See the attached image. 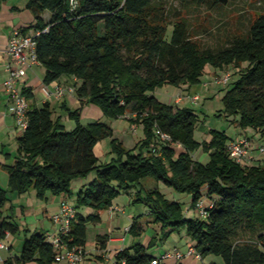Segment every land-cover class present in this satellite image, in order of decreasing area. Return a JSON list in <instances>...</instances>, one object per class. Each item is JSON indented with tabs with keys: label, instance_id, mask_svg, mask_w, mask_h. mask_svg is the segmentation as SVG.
I'll list each match as a JSON object with an SVG mask.
<instances>
[{
	"label": "trees",
	"instance_id": "16d2710c",
	"mask_svg": "<svg viewBox=\"0 0 264 264\" xmlns=\"http://www.w3.org/2000/svg\"><path fill=\"white\" fill-rule=\"evenodd\" d=\"M189 2L216 6L228 0H183V4ZM162 6L163 0H28L26 7L34 22L21 32L41 31L35 52L45 69L42 81L49 84L64 75L75 77L79 105L64 106L74 121L70 130L61 116H53L50 103L28 105L27 126L17 137L14 163L4 166L9 179L7 189L0 187V240L5 231L14 234L19 229L2 212L8 191L22 194L34 189L39 198L46 192L71 194L72 183L95 170L96 177L77 190L73 205L76 211L86 206L93 212L76 213L61 236L67 246L84 247L87 223L99 222V211L109 209L116 196L151 177L190 194L194 211L198 202L205 205L204 217L187 218L179 202L157 189L140 196L139 189L135 200L148 206L147 222L159 224L165 236L184 230L200 258L216 255L223 264H264V164L234 161L227 151L225 131L212 129L209 141L197 142L194 108L165 103L154 95L165 84L198 83L207 65L234 67L237 78L221 98V111L238 116L241 128L264 135V14L256 17L246 33L210 48L193 39L182 13H175L171 20ZM45 10L50 12L47 20L41 15ZM21 93L26 99L33 96L30 89ZM90 104L108 118L128 116L130 123L142 126L143 137L127 148L112 136L107 123H81L82 109ZM155 129L171 140L160 141ZM107 137L112 157L100 163L94 146ZM175 145L183 150L177 152ZM200 146L209 153L206 163L191 156ZM203 189L207 200H203ZM143 230L139 218H132L127 232L140 236ZM96 239L107 241L108 236ZM149 248L150 244L133 242L115 253L114 262L151 264L155 256ZM55 254L46 234L34 231L23 238L20 254L3 264L32 260L52 264Z\"/></svg>",
	"mask_w": 264,
	"mask_h": 264
},
{
	"label": "rangeland",
	"instance_id": "374dc122",
	"mask_svg": "<svg viewBox=\"0 0 264 264\" xmlns=\"http://www.w3.org/2000/svg\"><path fill=\"white\" fill-rule=\"evenodd\" d=\"M162 9L168 14L171 20L174 19L175 13H182L189 24L193 39L200 42L204 47L217 48L227 44L232 36L247 32L256 17L260 14H264V0H228V3L216 6H209L206 4L200 5L196 2L183 4V0H163ZM170 31L171 26L169 27L168 35ZM235 72L236 68L234 67L230 68L226 66L221 69L207 65L198 83L191 86L187 84L179 86L165 84L162 87L156 88L154 90V95L162 102L172 104L180 103L179 105L181 106H184L185 103H189L191 106V97L194 95L198 96V101L193 104L192 107L197 114L193 138L199 143L209 141L211 138L210 131L215 129L225 131L229 137L228 142L232 139L248 136L251 141L253 138L254 141H252V143L264 145V135L254 132L251 128H241L236 123L238 116L227 115L221 111L223 108L221 98L227 89L232 86L233 80L237 78V73ZM226 73L230 74L229 82L226 84L218 83L217 80L222 78ZM178 96H181L182 100L180 102H175ZM95 120L107 123L113 130L112 136L118 138V140H123L127 148H133L137 141L143 137L142 126L130 123L128 116L108 118L104 115H100V117L93 119H87L85 117L82 119V123L86 124L88 122H94ZM64 124L67 130L74 127V121L68 118L64 119ZM175 147L177 152L183 150L180 145H175ZM94 151L100 163L109 162L112 157V154L109 153L110 137L100 139L94 146ZM261 153V159H258V161L264 164V152ZM191 156L194 160L202 163H206L209 160V153L204 150L202 146L193 150ZM245 160L243 161L247 162ZM95 177L96 171L92 170L86 177L78 178L76 181H84L86 182L85 184H87ZM139 189L143 190L140 196L144 195L145 190L157 189L164 194L165 198L179 202L187 218L198 217V213L190 208V194L175 191L161 181H157L151 177H145L138 184L131 186L127 192H121L112 202L113 206L111 207L119 206L124 209V212L115 215V220L119 219L120 225L116 230L119 234H125L127 236V245H131L132 242L136 241H141L145 245L150 244V252L157 255V257L163 256L165 250H172L176 244H180L182 248L181 251H185L187 241L190 240V238L186 235L184 230L169 233L165 236V231H161L159 224L147 222L149 219L148 206L144 201L135 200V197L139 196ZM202 193L203 200H207L205 195L206 190L203 189ZM67 197H69L71 203H75L73 195H68ZM87 208L86 206H79L77 212L87 215L89 214ZM107 210L108 209L102 210L104 218L107 216ZM134 217H138L139 221L144 226V230L140 236H134L132 233L126 231V228L131 224L132 218ZM107 230L108 226H106L105 221L88 222L86 236V243L88 246L92 247L94 245L97 234L104 236L107 234ZM57 233L58 230H55L54 234L57 235ZM15 237L17 242L14 245V250L18 252L21 249L24 233L19 232ZM188 256L191 255H186V258ZM211 256L215 260L222 262V258L216 255H207L205 260L210 259ZM192 257L196 259L195 256ZM198 264H203L199 258Z\"/></svg>",
	"mask_w": 264,
	"mask_h": 264
},
{
	"label": "crops",
	"instance_id": "0c3cea01",
	"mask_svg": "<svg viewBox=\"0 0 264 264\" xmlns=\"http://www.w3.org/2000/svg\"><path fill=\"white\" fill-rule=\"evenodd\" d=\"M27 2L28 0H7L0 3V187L5 189L8 188L9 174L4 166L14 163L15 155L17 152L16 149L18 146L17 137L21 135L22 131L16 126L14 116L8 110V95L2 86L3 81L7 77V71L5 69L7 58L4 50L14 29L21 30L22 28L34 22L33 14L26 7ZM41 15L44 20H47L50 17V12L45 10ZM32 32L33 30H28L26 33ZM44 72L45 69L41 64L31 63L25 69V73L18 82L17 86L20 90H31L33 96L31 99H27L28 105L41 107L43 103L48 102L53 108V116H61V120L64 123V119L68 118L67 114L64 111V106L67 105L69 108L74 109L79 105V101L75 93L68 92L66 90V88L70 86L75 88L77 79L72 76L64 75L49 84H44L42 81ZM58 85L65 87V92L62 96H58L55 93V87ZM44 89L48 90L49 93H46ZM179 104L177 105L181 106ZM185 105L190 106L189 103H185ZM100 115H102V112L97 106L92 104L85 105L82 109L80 121L82 123V119H84L85 117L87 119H93L96 117H100ZM252 141H254L253 138ZM256 146V144L252 143L253 148L249 151L245 161L252 163L255 160L258 161V159H261L260 155L262 153L256 150ZM74 182L72 183L71 194L54 195L50 192H46L43 198L37 197L34 189H29L22 194L8 191V200L3 207L2 212L4 215H10L13 221L18 225L19 229L14 234H11L8 231V235L2 239V241L6 244V248L0 249V264H3L4 260H6L7 258L15 257L20 254L23 241L20 251L15 252L14 250V245L17 242L15 236L19 232H23L24 237L25 235H29L34 231L44 232L47 237H53L56 235L54 233L55 230H58L59 225L53 221V215H55L59 211L62 201H67L69 204L74 205L69 201V197L67 196L73 195V197L75 198L77 190L81 187V185L86 183L84 181ZM111 208L113 207H110L107 210L106 218H104L102 210L99 211V222L105 221L106 226H108V232L106 234L108 236V239L107 241L106 239H100L99 241L96 239L92 247L88 246L87 243L85 244V246L83 247L86 251L84 264H114L115 253L119 249L129 246L127 245V236L125 234H119V232L116 230L120 224L118 218V220H115V215H119L120 211L114 210L111 212ZM87 211L91 213L93 209L88 207ZM122 212H124V209ZM190 244H192V241L188 240L186 247H188ZM186 247L185 249L187 250ZM174 249H178L181 251L182 248L180 244H176L172 250H165L163 254L172 252ZM150 253L157 257V255L153 254L152 252ZM192 256L193 255L188 256L187 258L186 256H184L180 260H177L175 257L171 256L162 259L161 263L198 264V258L195 259ZM199 259H201V262H203V264H207L209 262L223 264V262L215 260L214 258H212V256L208 260H205L206 257ZM17 264L39 263L35 260H32L26 263ZM52 264L66 263L57 261L55 259Z\"/></svg>",
	"mask_w": 264,
	"mask_h": 264
},
{
	"label": "built area",
	"instance_id": "2783aa9c",
	"mask_svg": "<svg viewBox=\"0 0 264 264\" xmlns=\"http://www.w3.org/2000/svg\"><path fill=\"white\" fill-rule=\"evenodd\" d=\"M40 30L33 31L32 33H23L20 29H14L9 37L8 43L5 48L6 63L5 69L7 71V77L3 81L2 86L8 95V110L14 116L16 126L23 131L27 126L26 111L28 109V102L25 96L21 93V90L17 86L20 79L25 73V69L31 64H40L37 59L35 46L36 37L40 34ZM230 74L226 73L222 78L218 79V83L226 84L229 82ZM46 93L48 90L44 89ZM68 92H74V87H67ZM65 92V87L60 85L55 87V93L58 96H62ZM181 96H178L175 102H180ZM198 101V96L191 97V103L195 104ZM155 134L160 141H170L171 137L160 130L155 129ZM252 141L248 136H243L237 139H232L228 142L227 151L229 156L238 163H243L244 159L248 156L249 151L252 149ZM256 150L264 152V145H257ZM112 211L122 212V208L113 207ZM195 211L202 217L206 215L204 202L200 201L195 206ZM77 211L73 205L67 201H62L59 211L53 215L52 219L59 225L58 233L56 236L48 237V240L52 244L55 250V259L57 261L65 262L66 264H84L86 251L82 246H67L61 239V236L67 233L69 229V223L75 218ZM127 231V228H126ZM8 235V231H5V236ZM6 248V244L0 240V249ZM186 255H194L196 258H200L199 254L192 245L187 247L185 252L178 249H174L172 252H167L163 256L155 257L152 259L151 264H161V260L167 257H175L177 260L182 259ZM115 264V262H114ZM120 264H124L122 261Z\"/></svg>",
	"mask_w": 264,
	"mask_h": 264
}]
</instances>
